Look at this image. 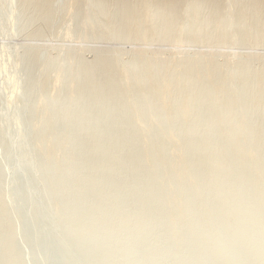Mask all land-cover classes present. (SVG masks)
I'll use <instances>...</instances> for the list:
<instances>
[{"label":"rangeland","instance_id":"obj_1","mask_svg":"<svg viewBox=\"0 0 264 264\" xmlns=\"http://www.w3.org/2000/svg\"><path fill=\"white\" fill-rule=\"evenodd\" d=\"M83 1L48 0L37 8L31 0H0V206L10 195L16 196L17 188L41 175V163L35 159L43 160L44 177L55 176L58 167L60 177L71 176V182L61 183L56 194L46 191L41 195L46 187L36 183L33 191L28 187L10 201L7 211L0 208V264H21L28 246L43 247L41 242L34 243V238L50 209L55 213V227L43 234V242L49 246L30 250L39 257L23 264H56L55 240L66 235V228H73L90 206L101 202L105 207L97 216H86L76 228L151 231L131 242L120 237L115 244L120 246L121 256L129 244L141 247L130 257L136 260L134 264L149 254L155 264H166L168 253L187 239V249L168 264H186L187 257L202 246L206 253L199 264L227 255L238 261L210 264H246L251 260L255 261L252 264H264V247L252 246L260 239L264 241V61L247 60L252 54L263 58L264 33L252 24L249 2L239 0L234 8L239 14L246 6L251 16L237 32L241 38L248 36L246 45H224L230 33L227 10L232 0H223L220 6L210 8L214 21L220 20L219 29L200 48H181L173 37L163 46H148L151 50L161 48L166 58L170 54L174 57L178 48L187 50V62L162 64L154 77L157 81L168 77L174 83V92H169L167 99L174 98L176 104L166 109L155 105L153 85L142 77L153 61L149 56L135 55L144 46L143 39L133 36L112 44L110 47L127 51L119 58L109 52L95 62L94 74H84L82 62H94L97 52L90 47L93 43L82 41L80 18L74 17ZM119 1L110 0L108 8L114 9ZM70 6L74 9L71 14ZM69 29L68 38L65 33ZM107 36L105 32L103 37ZM77 47L83 48L77 51ZM201 48L213 53L203 55L197 63L196 50ZM47 60L52 67L44 76L40 68ZM129 65L127 74L122 73L121 69ZM59 74L62 80L57 86L54 81ZM52 92H57L54 100ZM74 96L75 102L70 103ZM42 98L48 105L45 116L38 118ZM57 99L64 100L59 107ZM187 109L198 119L183 120L181 115ZM69 110L73 116L67 121L52 117ZM82 111L87 117L78 122L75 115ZM243 113V119L236 123ZM66 130L65 135L55 138L51 149H42L56 132ZM78 132H85V136L77 139ZM239 135L243 137L239 139ZM29 140L32 145L26 149ZM72 148H77V153L64 155ZM23 156L39 167L33 164L27 175L17 177ZM221 171L224 173L219 177ZM35 198L34 212L24 211V205ZM159 201L163 207L151 215ZM54 205L60 209L55 211ZM187 211L193 214L186 216ZM117 212L120 217L114 218ZM137 213L147 217L136 219ZM226 218L230 223L211 227L206 239L202 233L190 235L183 230L167 245H153L158 236H167L173 228H206L211 221ZM239 219L243 221L236 228L241 229L213 249L222 228H235ZM17 221H21L19 227ZM12 228H28L31 233ZM248 228L255 229L244 238ZM61 244L70 248L66 253L70 261L63 264H97L95 260L99 261L100 252L107 247L101 244L90 252L84 241L81 250L73 252L75 239ZM105 264L113 263L109 260Z\"/></svg>","mask_w":264,"mask_h":264},{"label":"bare ground","instance_id":"obj_2","mask_svg":"<svg viewBox=\"0 0 264 264\" xmlns=\"http://www.w3.org/2000/svg\"><path fill=\"white\" fill-rule=\"evenodd\" d=\"M34 1L33 3L37 8L41 6L43 3L46 4L48 0H31ZM110 0H84L83 1V7L80 10V13H77L74 17L80 18L81 23V38L84 43H93L92 49H94L97 53H95L96 60L94 62H82L81 66L84 69V74L87 75L88 73L94 74L95 71V62L104 59L106 56H108L109 52H114V54L117 55V58H119L122 54H124L127 50L120 49L116 46L110 47L112 44L120 42V41H128L131 40L134 36L136 39H143L144 40V46L137 49L135 51V55H141L145 58L147 56L153 58V61L148 64V71L147 75H142L143 78H146L150 80L151 84L153 85V91L155 92V105L158 107H164L166 109H172V107L176 104V101H174V98L172 100L167 99V95L169 92H174V83L172 84V81L168 77H164L163 79L157 81L154 77L159 71V68L162 64H170L173 65L174 63L182 64L184 62H187V58L185 56L186 49H179L178 51H174V57L172 54L166 58L165 51H163L161 48H153L152 50L148 47L153 44H157L156 47L163 46L167 43V41L170 38H175L181 48H184L185 46H197L200 48L203 43L209 39V37L215 33L219 29L220 20L218 19L217 22H215L214 17V11L211 10V7H218L221 5L223 0H120L119 4L114 8L110 9L108 8ZM249 2V5L252 7L253 12V19L252 24L254 26H258L261 33H264V0H247ZM239 0H232L231 6L228 7L227 12L229 13V27H230V33L226 36V38L223 40L224 45L233 43V44H239V45H246L248 42V36L245 37V35H242V38L238 36V28L241 29L243 26H246L248 21L250 20L251 16L247 15V9L246 6H244L241 10V12L238 14L235 12L234 8L236 7ZM59 6V4H58ZM61 7H58V9ZM72 6H70L69 13L71 14L74 9ZM124 7V8H123ZM127 8V10L125 9ZM123 8V9H122ZM69 14V15H70ZM111 14V16H109ZM38 17V15H36ZM73 18V17H71ZM70 18V19H71ZM213 22V25H212ZM108 26H112L111 29H109ZM22 28L23 26H19ZM255 28V27H254ZM70 29L66 30V37L71 36ZM69 32V33H67ZM107 32L108 36L106 38L103 37L104 33ZM35 36H38V33H35ZM33 36V38H35ZM69 38V37H68ZM99 43H102V45H98ZM92 45V44H91ZM83 47H77L76 50L79 51ZM212 51H206L203 48L200 50H196V59L197 63L201 60L203 55H211ZM165 54V55H164ZM171 56L173 58H171ZM253 59H260L264 61L263 58H259L257 54H252L251 56L247 57V60H253ZM213 60H210L212 62ZM238 62L237 67L241 64ZM80 63V61H79ZM131 65L127 67H123L121 69L122 73H126L127 69H131ZM133 66V65H132ZM51 60H47L45 65H43L40 69L44 76L49 75V71L51 69ZM233 74V73H232ZM231 74V75H232ZM62 80V75L59 74L56 76V79L54 83L58 86ZM167 93V94H166ZM57 95V92L51 93V99L54 100ZM75 96L72 97L70 100V103L75 102L74 100ZM167 101V102H166ZM41 103V110L37 112V117L42 118L45 116V109L48 105V100L45 98L40 99L39 101ZM58 107L64 102L63 99H57L56 103H58ZM188 101L184 100V104L187 105ZM135 107H137L135 105ZM78 114V112H77ZM75 115V118L78 119V122H81L82 119H85L86 112L82 111L78 116ZM73 116V111L69 110L66 112H56L52 115L53 118L61 120V121H67L71 119ZM181 117L183 120L187 121L189 119H198L196 116L192 117V113L187 109L184 110ZM244 117V113L241 114V116H238L236 119V123H239ZM201 118L199 117V121ZM208 130V129H207ZM206 130V131H207ZM68 132V130L64 132H56L54 134V137H52L51 142H47L48 144H45L42 149L48 150L51 149L55 138H58L59 135H65ZM85 136V132H78L75 134V137L78 139ZM243 135H239L238 138L241 139ZM49 141V140H48ZM67 144H69L67 142ZM32 145V140L26 141L25 148H29ZM74 155L77 153V148H72L69 150V152H65L64 155ZM178 155V154H177ZM179 158V156H177ZM59 159V158H58ZM182 161L183 158H180ZM23 163L22 168L16 173L17 177H23L25 174L27 175L31 171V166L34 164L33 161L27 157L23 156L19 160ZM37 163H41L42 170L41 175L33 176V178L24 186L23 188H17L16 193L13 195H10L7 200L2 203L3 205L0 206L1 209L4 211H7L9 208L10 201H14L17 199L16 197L21 195V191L26 190L28 187L32 190V187H34V184L40 183L43 188L46 187L44 190L43 188L41 190V195L49 191L55 192L57 188L60 187L61 183L66 184L68 182H71V176L70 177H60L61 175V168L58 167L55 173V176L50 177H44V168H43V160L41 159H35ZM35 165V164H34ZM35 167H39V164H36ZM225 171V170H223ZM221 171L219 173V177L224 173ZM152 179L147 180L146 182L150 181ZM42 182V183H41ZM38 185V184H37ZM46 185V186H45ZM169 189V187H166V189ZM167 189V190H168ZM51 190V191H50ZM166 190V191H167ZM33 191V190H32ZM175 199V198H174ZM236 200V199H235ZM36 203H33V202ZM32 202H28L24 205L23 209L27 212H34V209L37 206V198L34 199ZM172 203V202H171ZM173 205V203H172ZM174 206V205H173ZM105 207L104 202L99 203L96 206H90L86 212V214L78 221V223L73 228H66V235H60L59 239H56L55 247L53 251V256L56 259V264H63L67 263V261L70 258H67L69 253L67 251L66 246L64 248L61 244V241H73L75 239L76 242V248H73V252H78L81 250V245L85 242L90 246L88 251H93L99 247H101V244H107V247L103 249L99 256L98 262L95 260L97 264H105V262L111 260L113 264H134L136 263V260L132 261L130 257L134 254H137L140 250V246H134V245H127L126 250L124 251L123 255H118L119 247H114L115 244L119 241L120 237L125 236V241L131 242L135 240L136 238H144L148 235L152 234L151 231L145 230L144 228L141 229L139 232H130V228H76L79 225L83 223L86 216L93 215L97 216V214ZM163 207L162 201L157 202V204L154 207V210L152 211L151 215H156L161 208ZM60 208L58 205H54V210L58 211ZM125 213V210L124 212ZM54 211L50 209L43 225L41 228H38V232L35 235L34 243H43V247H32L28 246L27 251L25 252V255L22 257L21 264L23 262L28 261H34V259H37L39 255L34 254L30 250H36L39 248H42V250L46 249L49 244L48 242H43V234H48L49 232H52L55 227V221H54ZM192 211H187L186 216L192 215ZM120 213H115L114 218H119ZM147 216L144 214H138L135 216L136 219H145ZM243 221L242 219L236 220L234 223L235 228H222L224 231L222 234L219 235L217 238V243H214V248L220 247L224 244L225 240L231 236H233L235 233H237L241 228H236L237 223ZM230 223V219L226 218L222 220L221 222H215L211 221L206 228H173L172 231L168 233L167 236H158V238L153 241V245L156 247L167 245L171 239H174L178 233H180L183 230H186L189 232L190 235H197L199 233L204 234V239L207 238V235L209 234V231L212 229L211 227L215 225H221L225 226ZM21 225V221L16 222V227H19ZM181 226V225H180ZM13 230H24V232L28 231V234H30L31 229L28 230V228H12ZM255 228H248L245 230L244 238L247 234L254 231ZM87 237V238H85ZM66 240H63V239ZM61 239V240H60ZM117 239V240H116ZM64 243V242H63ZM68 245V244H67ZM253 248H260L264 247V241L262 239L255 242L253 245ZM188 247V239L186 242L182 243L175 249H173L171 252L168 253V261L166 264L170 263L171 260H173L176 256L183 253ZM66 250L65 252H63ZM70 251V250H69ZM206 250L203 249V246L195 253L190 254L187 257L186 264H199L203 262V258L205 257ZM11 255L8 256L10 259ZM60 258H59V257ZM119 256L118 260L116 258ZM58 257V258H56ZM208 257V256H206ZM67 259V260H66ZM154 256H151V254L147 255L145 258L140 259L139 264H155ZM232 259V260H231ZM237 258L231 257V255H227L225 257L221 258H215L211 259L207 263H222V262H236ZM70 261V260H69ZM255 263L254 260L246 261V264H252ZM91 264H94L93 261ZM261 264V263H259Z\"/></svg>","mask_w":264,"mask_h":264}]
</instances>
